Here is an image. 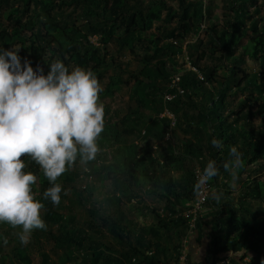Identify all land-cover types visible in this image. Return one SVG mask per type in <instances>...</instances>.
<instances>
[{
  "label": "trees",
  "instance_id": "16d2710c",
  "mask_svg": "<svg viewBox=\"0 0 264 264\" xmlns=\"http://www.w3.org/2000/svg\"><path fill=\"white\" fill-rule=\"evenodd\" d=\"M172 1L0 0V47L19 48L22 60L40 66L44 74L54 60L70 69H90L105 84L99 100L131 85L136 105L123 117L110 115L106 108L109 119L97 137L95 158L81 160L78 153L55 181L67 190L66 195L61 192L59 205L43 198L51 186L47 177L39 185L35 182V198L44 204L40 214L45 229H33L29 242L21 244L20 226L0 222V264H52L45 241L64 249L70 264H179L185 253L188 264H220L227 257L231 264H261L264 71L251 74L240 66L245 57L264 63V33L255 31L243 42L251 30L247 19L259 13L258 0H231L224 10L229 15L226 26L217 25L212 6L204 0ZM162 11L166 23L177 19L179 24L152 34L149 30ZM204 22L210 23L206 29L212 51L198 38ZM189 35L197 40L184 49L181 40ZM93 36L98 44L91 41ZM168 37L173 38L160 43ZM125 48L136 56L137 68L121 61L117 52ZM180 55L190 67L169 66V59ZM213 60L223 63L229 74H218ZM122 67L120 72L129 78L119 72L108 76ZM176 76L180 82L171 89ZM255 90L262 93V104ZM169 92L176 97L166 100ZM239 93L245 97L238 99ZM255 116L261 120L258 125ZM213 138L220 145L213 146ZM233 145L242 153V166L230 172L223 165L231 159L228 150ZM20 158L24 171L41 177L40 165L29 154ZM209 160L215 161L218 173L211 178L214 191L195 231L199 244L206 236L207 249L202 260H194L185 249V240L189 243L192 237L186 204L196 201L195 169H203ZM103 176V194L97 199L87 185ZM84 179L90 182L78 187L77 181ZM230 180L238 186L236 194ZM146 198L160 203L151 207ZM145 210L154 219L147 224L133 215ZM207 211L211 218L204 216ZM36 250L39 262L34 261Z\"/></svg>",
  "mask_w": 264,
  "mask_h": 264
},
{
  "label": "clouds",
  "instance_id": "9594fccd",
  "mask_svg": "<svg viewBox=\"0 0 264 264\" xmlns=\"http://www.w3.org/2000/svg\"><path fill=\"white\" fill-rule=\"evenodd\" d=\"M19 50L0 47V222L20 226L18 239L27 244L32 230L45 229L46 222L40 214L44 204L33 192L37 176L23 170L20 157L27 153L40 165L51 185L43 198L59 205L61 192L66 195L67 190L55 181L78 153L81 160L95 158L105 108L99 101L102 85L90 69H70L54 60L44 74L40 66L34 68L27 58L22 60ZM211 143L220 145L216 138ZM228 151L231 159L223 167L231 172L242 166V153L234 145ZM217 173L215 161L209 160L201 181Z\"/></svg>",
  "mask_w": 264,
  "mask_h": 264
},
{
  "label": "rangeland",
  "instance_id": "374dc122",
  "mask_svg": "<svg viewBox=\"0 0 264 264\" xmlns=\"http://www.w3.org/2000/svg\"><path fill=\"white\" fill-rule=\"evenodd\" d=\"M144 1V0H143ZM206 5L210 4L214 10V15L215 18V22L217 23V25L219 26H226V21L228 19L229 15L225 14V5L229 4L231 0H204ZM170 3H174L172 0H169ZM258 6L260 8L259 13H257L255 16L248 18L247 19V24L250 25L251 24V30H249L248 35L245 36V39L243 40L244 43L249 42L250 38L252 37V35L255 34V31H257L258 33L263 32L264 33V0H258L257 1ZM205 5V6H206ZM253 7H250V10H252ZM68 12V11H67ZM79 10L76 12V14H78ZM165 14L166 11H162L161 13H159L157 19L154 21L152 28L149 30L152 34H157V35H161L163 34V32L165 30H167L166 28H172L175 27L176 25H178V20L175 19L174 21L171 22H165ZM229 14V13H228ZM230 15H234L230 12ZM79 17V16H77ZM205 24H202V28L198 33V38L203 39L204 42V48L207 49L211 47V43L208 41V37H207V29L206 26L208 27V25H210L209 22H204ZM253 25H256L257 28H253ZM54 33L56 35H58V33L56 31H54ZM173 37H168L164 40H162L160 43H164L167 41H171ZM207 39V40H206ZM197 40V38L194 35H189L186 38L182 39V44L184 49L186 47H188V45L192 44L193 42H195ZM91 41L98 44L99 40L97 36H93L91 37ZM174 41V40H172ZM176 42V41H175ZM178 43V42H177ZM180 44V43H179ZM113 49L116 51L117 50V46L116 45H112ZM212 51V49H210ZM117 54L121 55V61L124 63L130 64V68H137L136 65L138 64L137 60H136V56L128 49L125 48L123 50V53H119L117 52ZM240 54V52H239ZM238 55V53H237ZM165 57V56H164ZM163 57V58H164ZM213 62L216 64L217 68H218V74H220L221 76H225L227 74H229V70L227 69V67L219 62L218 60H213ZM169 66L171 67H179V66H184L185 67H190V64L188 63V61L186 60V57L184 55H180L179 57H177L176 59H169L168 62ZM244 70H246L249 73H254V72H261L264 71V63L256 60V59H251L249 57H245L243 59V63H241L240 65ZM127 66H124V69H126V71L128 70ZM123 67L121 68V70L119 71H113L110 74H108V76L117 74V72H119L120 74H122L120 71H122ZM123 77L124 78H129L127 76L126 73L123 72ZM240 76H242V74L240 73ZM106 82H108V78L106 77L105 79ZM131 85H124L121 87V89H119L118 91H116L115 93H108L106 94L102 99H100L99 101L102 102L104 104V108H105V116H104V125L107 122V120L109 119L108 115L106 114V108L109 106L111 113L110 115H115V116H120L123 117L129 110L131 106H134L135 104L132 103L131 101H133L132 99V95L133 92L130 88ZM105 88V84L102 85V89ZM247 95L249 93H246ZM254 94L257 98V102L258 104H262L263 102V98H262V93L258 92L257 90L254 91ZM245 96L244 94H240L238 96V99H243ZM136 106V105H135ZM134 106V107H135ZM166 115H168L169 117H171L172 115H169L168 113H165ZM254 122H256L255 124L258 125L259 122L261 121L259 117L255 116L253 118ZM105 128V126H104ZM173 137V136H172ZM171 138V136H170ZM141 144V142H140ZM80 166H84L83 164H80ZM95 167V166H94ZM39 176H41L40 178H37L36 181V185H39L46 177L43 174V170H40ZM91 181V182H90ZM87 179V180H83V181H77L76 185L78 187H85L88 185L90 189L93 191L95 198H101L102 194H103V189H104V184H105V176H103L100 179ZM228 184L233 188V190H231L233 192V194L237 193V184L234 180H230L228 181ZM149 206L151 207H155L157 204H159L157 201L150 199V198H146L145 201ZM129 207L134 208L133 204H128ZM135 214H133L136 218H140V221L144 224H147L148 222H152L153 219V215L152 214H148V211H144V212H138L135 211ZM205 217L207 218H211V213L209 211H207L204 214ZM199 233L194 232L192 237H196ZM203 239H204V246L200 245L201 249L203 250V256L201 257V260L204 258V252L207 248V239L206 236L203 235ZM185 249L187 250L188 245L185 244ZM44 246H45V250L47 252H49L50 256H51V263L52 264H70V262L67 260V256L65 255V250L62 248H59L57 245H55L52 241L50 242H44ZM33 248H37V243L33 242L32 245ZM31 247V248H32ZM30 248V249H31ZM188 251V250H187ZM38 250H36L35 252H33L34 254V261L35 262H39L40 261V255L38 254ZM81 259H79L80 262ZM199 260V259H198ZM179 264H188L187 263V259L185 261H180Z\"/></svg>",
  "mask_w": 264,
  "mask_h": 264
},
{
  "label": "built area",
  "instance_id": "2783aa9c",
  "mask_svg": "<svg viewBox=\"0 0 264 264\" xmlns=\"http://www.w3.org/2000/svg\"><path fill=\"white\" fill-rule=\"evenodd\" d=\"M180 82L179 76H176L171 84V89L176 88L178 85L177 83ZM177 84V85H176ZM180 93L183 91L180 90ZM176 97V93L169 92L166 96V100H172ZM168 113V112H167ZM169 115H172L168 113ZM172 117V116H171ZM169 137V136H167ZM203 169L201 167H197L195 169V180L197 182V190H196V201L192 205L190 203H187L186 205L189 206V208L185 212V216L189 217V227H190V236L193 235V233L196 231V224H197V218L200 215V212L203 210L204 205L208 201L209 196H211L212 192L214 191V187L211 184V178L205 181H201V175H202ZM192 238V237H191ZM190 238V239H191ZM188 241L185 240V244H187ZM185 252V251H184ZM186 253L183 254L181 257V261H185ZM218 264V263H216ZM220 264H231V259L229 257L222 259Z\"/></svg>",
  "mask_w": 264,
  "mask_h": 264
},
{
  "label": "crops",
  "instance_id": "0c3cea01",
  "mask_svg": "<svg viewBox=\"0 0 264 264\" xmlns=\"http://www.w3.org/2000/svg\"><path fill=\"white\" fill-rule=\"evenodd\" d=\"M196 237L194 236L193 238H191V240L188 243V255H190L194 260H200L201 257L203 256V250L201 249L200 245L204 246V239H202V243L199 244L198 241H196L195 239ZM207 249V248H206ZM206 251V250H205ZM205 253V252H204ZM205 257V254H204Z\"/></svg>",
  "mask_w": 264,
  "mask_h": 264
}]
</instances>
